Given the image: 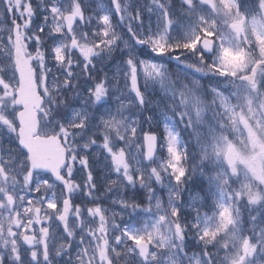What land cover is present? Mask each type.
Instances as JSON below:
<instances>
[{"label":"snow or ice","instance_id":"snow-or-ice-1","mask_svg":"<svg viewBox=\"0 0 264 264\" xmlns=\"http://www.w3.org/2000/svg\"><path fill=\"white\" fill-rule=\"evenodd\" d=\"M0 264H264V0H0Z\"/></svg>","mask_w":264,"mask_h":264}]
</instances>
